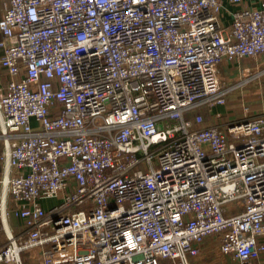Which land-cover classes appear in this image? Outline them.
Returning a JSON list of instances; mask_svg holds the SVG:
<instances>
[{"label":"built area","instance_id":"1","mask_svg":"<svg viewBox=\"0 0 264 264\" xmlns=\"http://www.w3.org/2000/svg\"><path fill=\"white\" fill-rule=\"evenodd\" d=\"M225 1L8 0L0 120L14 206L0 221L23 230L7 232L0 264L37 249V264H204L207 242L223 262L260 264L264 109L225 125L200 112L236 88L222 63L264 65V0H228L230 26Z\"/></svg>","mask_w":264,"mask_h":264},{"label":"crops","instance_id":"2","mask_svg":"<svg viewBox=\"0 0 264 264\" xmlns=\"http://www.w3.org/2000/svg\"><path fill=\"white\" fill-rule=\"evenodd\" d=\"M262 0H244L243 6L250 8H260ZM8 0H0V17L3 16L5 12V8L7 6ZM239 6H234L225 1V11L223 14V21L225 26H230L233 21L234 13L239 9ZM3 56V52L0 51V59ZM264 56L260 59V63ZM259 67V68H258ZM264 69V65H259L258 62H252L250 60H242L240 62H229L225 61L219 66L220 78L222 80L223 86L225 84H230L231 81H236V89H238L236 94L232 96V98H227V104L224 106H215L212 109H202L200 112L205 113L204 110H208V115L204 114L205 119L210 124H232L242 121L246 118L245 114H243V108L246 106H251L255 110H259L260 108L264 109V76L258 80H254L249 84H245V75L256 74L259 70ZM11 81V78L7 75H4L0 78V97L3 96L7 87ZM235 89V90H236ZM259 114H252L250 117L255 118ZM219 116V117H218ZM1 120H0V207H5L7 210H10L14 206L13 199L10 195H7L5 188L3 186V181L6 178L13 177L15 175V171L12 168L8 167L6 160L4 159V154L6 152V146L4 140L1 138ZM23 226L21 222L14 218L11 220V217L7 221V223L3 224L0 221V248L4 247L7 244L8 236L7 232H12L15 235H18L22 232ZM213 243V242H212ZM211 242H207L206 245H212ZM215 244V243H213ZM218 248V245L215 244ZM207 248V247H206ZM219 249V248H218ZM219 251V250H218ZM33 255H37V258L34 262H29L25 264H37L41 260L42 251L40 249L30 251ZM27 253V252H25ZM202 253V252H201ZM24 254V253H23ZM30 254V253H29ZM29 254H27L29 256ZM220 255V254H219ZM23 258V256H22ZM222 263L234 264L228 259L223 262V258L220 256ZM202 260V259H201ZM24 261V260H23ZM260 264H264V255L260 260Z\"/></svg>","mask_w":264,"mask_h":264},{"label":"rangeland","instance_id":"3","mask_svg":"<svg viewBox=\"0 0 264 264\" xmlns=\"http://www.w3.org/2000/svg\"><path fill=\"white\" fill-rule=\"evenodd\" d=\"M236 81H231V83L230 84H225V86H224V88H230V89H234L235 87H236V85H237V83H235ZM222 85H223V83H222ZM236 89V88H235ZM231 90V92L227 95V98L229 99V98H232V96H234L236 93L235 92H237L238 91V89H236V90ZM250 108H253V107H251V106H249ZM209 110V109H208ZM208 110L206 109V110H204L205 111V113L204 114H207L208 115ZM252 111H254L255 109L253 108V109H251ZM243 111V114H244V109L242 110ZM255 112V111H254ZM190 117H193V115L192 114H190L189 115ZM233 205H235V204H233ZM128 207V206H127ZM15 218V216L13 215V216H11V220H13ZM216 245L215 244H213L212 243V245H211V247H210V245H206L205 247H204V250L202 251V253H201V259H202V262L204 263V264H229V263H222V260H221V258H220V255H219V251H218V248L217 247H215ZM207 247V248H206ZM30 253V254H29ZM27 254H29V256L27 255ZM22 256H23V260H24V262L25 263H29V262H34L35 260H36V258H37V255H33V253H31V252H27V253H24V254H22ZM167 264V263H169V261L168 260H164V261H162L161 260V264Z\"/></svg>","mask_w":264,"mask_h":264}]
</instances>
